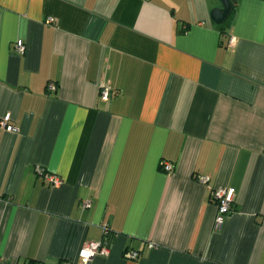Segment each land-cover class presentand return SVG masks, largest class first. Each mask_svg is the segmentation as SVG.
I'll list each match as a JSON object with an SVG mask.
<instances>
[{
  "label": "crops",
  "instance_id": "0c3cea01",
  "mask_svg": "<svg viewBox=\"0 0 264 264\" xmlns=\"http://www.w3.org/2000/svg\"><path fill=\"white\" fill-rule=\"evenodd\" d=\"M230 1L0 0V264H81L105 226L88 264H264V0Z\"/></svg>",
  "mask_w": 264,
  "mask_h": 264
},
{
  "label": "built area",
  "instance_id": "2783aa9c",
  "mask_svg": "<svg viewBox=\"0 0 264 264\" xmlns=\"http://www.w3.org/2000/svg\"><path fill=\"white\" fill-rule=\"evenodd\" d=\"M54 18L51 16H47L44 19V22L52 23ZM14 50L22 54L25 50V46L22 42H16L14 44ZM99 96L102 100H107L109 98V89L103 82L99 83ZM47 90L55 91L56 85L54 83L49 82L47 84ZM0 126L5 128L7 131L15 132L16 128L9 124V115H5L0 120ZM162 168L165 172L170 173L173 170V166L170 162L164 161L162 163ZM37 173L42 175L46 184L51 187H58L62 183V179L53 173H49L45 171L43 168L37 167ZM197 180L202 183L206 184L208 182V178L206 176H198ZM212 199L216 202L217 205V214L214 220V229L219 230L221 228L223 218L226 214L231 211L234 191L232 189H227L223 187H217L212 190ZM90 206L89 201H83L81 203V208L84 210ZM107 227H103V233L106 232ZM149 248H154L155 245L153 243H148ZM108 251L107 245L103 240L99 241H91L86 242L79 251L78 259L81 264H88L90 260L97 254H105ZM130 259H135L138 257V253L131 251L128 255ZM63 264H70V262H65Z\"/></svg>",
  "mask_w": 264,
  "mask_h": 264
},
{
  "label": "water",
  "instance_id": "95a60500",
  "mask_svg": "<svg viewBox=\"0 0 264 264\" xmlns=\"http://www.w3.org/2000/svg\"><path fill=\"white\" fill-rule=\"evenodd\" d=\"M220 6L214 7L210 11V18L216 25L223 24L232 13V4L230 0H216Z\"/></svg>",
  "mask_w": 264,
  "mask_h": 264
},
{
  "label": "trees",
  "instance_id": "16d2710c",
  "mask_svg": "<svg viewBox=\"0 0 264 264\" xmlns=\"http://www.w3.org/2000/svg\"><path fill=\"white\" fill-rule=\"evenodd\" d=\"M230 19H231V15L229 16V18L221 25H218L219 27H224V26H227L230 22ZM110 236V232L107 228L106 232L103 233V237H102V240L105 242V244L107 245V248H108V239L107 237Z\"/></svg>",
  "mask_w": 264,
  "mask_h": 264
}]
</instances>
